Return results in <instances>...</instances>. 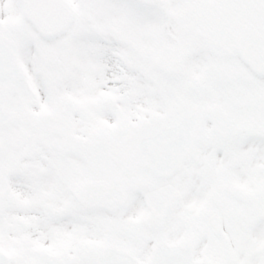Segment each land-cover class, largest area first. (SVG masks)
<instances>
[{
    "label": "snow or ice",
    "instance_id": "6c2138e0",
    "mask_svg": "<svg viewBox=\"0 0 264 264\" xmlns=\"http://www.w3.org/2000/svg\"><path fill=\"white\" fill-rule=\"evenodd\" d=\"M0 264H264V0H0Z\"/></svg>",
    "mask_w": 264,
    "mask_h": 264
}]
</instances>
